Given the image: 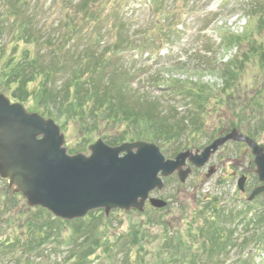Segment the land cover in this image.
<instances>
[{
  "label": "trees",
  "instance_id": "trees-1",
  "mask_svg": "<svg viewBox=\"0 0 264 264\" xmlns=\"http://www.w3.org/2000/svg\"><path fill=\"white\" fill-rule=\"evenodd\" d=\"M32 1L33 8L30 7ZM108 1L79 0L70 8L65 5V14L61 11L64 14L63 25L54 30L47 17L41 23L36 20L39 16L38 0H0V41L9 37V44L23 42L27 46L20 58L15 57L14 65L10 63L0 70V77H4L0 80V91L2 86H6L5 92L9 93L12 101L22 104L34 98L37 91L32 95L30 87L37 81L33 91L38 89L36 98H39V103L36 105L41 107L38 113L59 123L61 129L65 128V122L60 123L63 118L76 122L78 132L82 133L79 139L84 142L91 137L88 128L93 123L98 125L106 121L113 126L119 123L123 126L122 131L124 128L128 131L130 127L144 129V132H137L128 139L126 133L121 139L103 135L107 145L150 142L163 147L166 153L172 149L169 144L176 142L179 139L176 136L186 133L187 128L190 133L199 130L202 115L208 113L204 106L212 101L220 104L217 101L220 97L207 91L206 85L198 81L196 84L192 81L185 84L171 81L170 85L176 89L174 91L182 93L183 104L191 114L177 122L170 119L171 113L167 115L163 110L155 112L144 96L135 99L128 95L125 91L129 90L133 70H126L122 52L125 47L136 44L138 40L135 36L142 33H129L127 25L131 26L130 17L125 19L120 13L104 16V5ZM148 1L155 22L145 30L144 36L150 31L154 39L159 36L166 39L165 42H172L177 35L175 28L181 23L178 9L159 10L158 5L165 0ZM181 1L183 9L189 7L190 0ZM246 7L251 31L245 32L243 40L218 28L221 40L218 47L228 50L243 44L250 49L243 51V57L237 59L235 56L237 60L230 59L221 64V70L215 69L218 65L207 64L212 69L211 73H223L224 88L235 82L234 74L237 75L250 58L256 59L258 51L262 52L260 57L264 61L263 44L255 45L258 37L264 39V0H251ZM145 45L157 46L156 41L148 40L140 42L139 47L146 49ZM208 45L205 42V52H210ZM60 78L61 86L58 87ZM150 83H156L162 89L169 88V80L166 79ZM219 92L220 96L223 95ZM252 97L253 105L262 103L264 86ZM152 102L154 107H160V101L153 99ZM36 109L28 108L30 112ZM232 110L236 111L235 108ZM84 129L90 132L85 133ZM80 150H74V153ZM206 202L204 209L198 211L204 215L203 218L206 217L205 225L189 228L183 237L161 222L160 214L153 211L140 215L145 221L136 223L128 232L109 237L104 231L111 230L112 225L102 211L92 212L85 219L63 222L40 208L28 209L31 213L24 223L29 231L25 239L0 237V251L6 256L11 254L10 261L18 264H30V261L41 257H44L43 264H264V210H257L252 218H247L229 209L225 212L218 207L216 198ZM156 223L160 226L159 232L153 237L151 231ZM240 229L242 232L234 240ZM55 244L58 247L71 246L59 263L51 258L55 251L44 253L43 246ZM229 246L238 249V255L233 259L228 258L226 252ZM149 248L151 252H147ZM17 249L19 252H16Z\"/></svg>",
  "mask_w": 264,
  "mask_h": 264
},
{
  "label": "rangeland",
  "instance_id": "rangeland-1",
  "mask_svg": "<svg viewBox=\"0 0 264 264\" xmlns=\"http://www.w3.org/2000/svg\"><path fill=\"white\" fill-rule=\"evenodd\" d=\"M78 1L38 0L39 16H37L36 20H40L41 23L47 17L53 29H58L63 25L64 6L67 5L70 8L71 4H75ZM175 3L176 0H165L158 5L159 10L164 8L172 10L176 8L178 9V13H180L182 10L180 9L181 5ZM30 7L33 8V1L30 3ZM246 8V0H209L207 6H204L202 0H192L189 3V8L182 10L183 12L190 10L192 12L190 15L193 17L187 19L188 26L186 31H183L181 42L169 46V44H165V39L158 36V39H155L156 47L145 45L146 49H144L141 46L139 47L140 42L145 43L155 37L152 36V32L150 31L145 33V35H149L144 36L145 30L148 27L150 29L152 27L151 23L155 22L154 18H152L149 2L147 0L136 3L131 0H109L104 5V16L111 17L115 13H120L125 19L130 16L132 25H127L129 33L132 35L142 33L135 36L138 40L136 44L129 45L123 49L124 55L122 59L127 63L124 66L126 70H133L129 90L125 91L128 95H131L135 99L144 96L146 98L145 101L155 109V112L163 110V113L167 115L171 113L174 117L171 116L170 119L177 122L191 114H188L187 108L183 104L182 93L174 91L176 89L170 85L171 81L178 80L184 84L189 81L196 84L198 81L199 83H203L202 85H206L207 91L215 92L216 97H220L217 100L220 104L212 101L204 106L209 115L207 116L208 113L202 115V125H200L197 132L190 133V129L187 128L186 133L176 136L179 138L176 142L169 144V147L172 149L166 153H164L163 147H159L166 160H172L176 154L185 152L201 155L202 150L210 146L215 139L225 138L232 130H235L238 135L253 141L259 147L262 146L264 149V101L262 103L256 102V105H253L255 102L252 97L258 94L259 89L261 90L264 86V61L263 59L261 60L262 56L260 57V53L262 52L258 51L256 53V59L250 58L243 65L242 70H238L239 73L237 75L234 74L236 78L235 82L231 85H225L227 86L225 88L223 73L216 71L213 74L211 73L212 69H209L207 65L210 62L212 66H219L215 69L221 70V64L230 59L237 60L238 57L244 55L243 51L246 52L250 49L246 45L243 47V44L238 47L236 46L237 48L234 47L228 50L226 48L221 50L218 47L221 44L220 34L217 31L218 28H222L224 31L227 30L229 33L239 36L243 40L245 39V32L251 31L249 30V23L247 22L249 20L245 13ZM205 22L206 24L204 25ZM204 27L208 28L204 32H201ZM145 37L146 39H144ZM203 40H208L206 43L211 47L210 52L203 50L204 45H201ZM161 42L163 45H161ZM9 43H11L9 37H4L0 41V46L2 47L0 70L10 63L14 65V60L16 61L15 57L20 58V55L27 49V46L23 42L18 45ZM261 44L264 46V39L258 37L255 45ZM158 49H161L159 54L157 53ZM235 56H237V59H235ZM3 79V76L0 77L1 81ZM158 79L169 80V88L162 89L156 83H150ZM61 80L60 78L57 83L58 87L61 86ZM35 83L30 87L32 95L33 92L37 91L38 93V89L33 91L36 86ZM6 89V86H2L0 94H3L13 102L9 97V93L5 92ZM219 91L223 95L220 96ZM37 93H35L32 101L22 103L29 113H38V110L41 109V107L38 108L36 105V103H39V98H36ZM245 96H247V99ZM248 96L251 97V100H249ZM153 99L161 102L160 107H154ZM33 107L37 109L30 112L28 108L33 110ZM232 108H235L236 111L232 110ZM64 122L65 128L61 130L65 136V147L68 149V154L71 155L76 154L74 150L78 149H81L78 153L88 155V146L98 139H101L106 144V141L102 138L103 135L109 138L121 139L124 133H126L125 137L128 139L137 132H144L142 127H130L128 131L124 128L122 131L123 126L119 125V123L113 126V123L107 124L110 122L104 121V123L98 125L93 123L92 127L88 128L92 134L89 140L84 142L83 139H79L82 133L78 132L76 122L63 118L60 123L63 124ZM55 123L60 126L59 123ZM84 131L85 133L90 132L87 129H84ZM190 134H194V136ZM188 166L190 164L187 162L186 167ZM210 168L214 170L212 174H208ZM191 169L192 173L184 183H180L176 174H174L172 177L167 178V180H165L166 178L163 180L164 186L160 191H154L150 195L151 198L163 200L168 204L166 209L160 214L161 222L166 223L174 232H180L182 234L181 237L185 236V232L189 228L193 229L194 226L205 225V220L207 219L206 217L203 218L204 215L198 213V211L200 209L203 210L207 204L205 202L207 201L206 197L217 198L219 202L218 207L223 210L228 208L230 210L234 208L243 210L244 201H246L252 191L264 185V183L261 184L258 181L251 149L245 143L236 140H228L219 147L217 152L210 156L207 166L204 168L194 169V167H191ZM243 175L247 177V182L244 184L245 191L241 194L238 192L237 179L243 177ZM6 188L7 182L0 179V211L7 210L5 215H2L0 212L1 237H19L23 240L29 232L24 223L31 212H29V208L23 197L9 203V196L3 193ZM4 204H6L5 207ZM256 205H264V195L258 198ZM149 208L146 207L147 210ZM111 213L108 220L111 222L112 229L104 231L109 237H112L114 234L128 232L136 223L139 224L145 221L136 211L125 212L118 210ZM249 217H251V213ZM159 227L157 223L153 227L151 231L153 237H155L153 234L159 232ZM241 232L240 229L234 235V240H236V237ZM17 247H20V245H17ZM16 252H19V250L17 249ZM147 252H151V249H147ZM226 252H228V258L231 259L238 255L236 246L227 247ZM10 255L0 257V259H3V261H0V264H18L14 261L11 263V261L8 262L6 260L7 257L10 258ZM0 256L3 255L0 254ZM65 256L53 254L51 258L57 260L56 262L59 263L62 262ZM119 256L122 257L121 254ZM43 261L44 257H41L30 261V264H43ZM151 262L153 261L151 260Z\"/></svg>",
  "mask_w": 264,
  "mask_h": 264
},
{
  "label": "water",
  "instance_id": "water-1",
  "mask_svg": "<svg viewBox=\"0 0 264 264\" xmlns=\"http://www.w3.org/2000/svg\"><path fill=\"white\" fill-rule=\"evenodd\" d=\"M228 140L245 143L254 156L256 174L264 183V149L235 130L215 140L201 155L179 153L166 160L152 143L107 146L102 140L88 147L89 154L70 156L64 135L51 119L28 113L21 104L0 94V178L21 194L30 207H40L62 220L85 217L94 210L143 211L146 201L161 209L166 203L149 197L163 188V179L174 173L184 183L190 174L186 160L203 167ZM245 179L238 181L242 191ZM264 193L254 190L249 200Z\"/></svg>",
  "mask_w": 264,
  "mask_h": 264
},
{
  "label": "flooded vegetation",
  "instance_id": "flooded-vegetation-1",
  "mask_svg": "<svg viewBox=\"0 0 264 264\" xmlns=\"http://www.w3.org/2000/svg\"><path fill=\"white\" fill-rule=\"evenodd\" d=\"M212 172H213V169H212Z\"/></svg>",
  "mask_w": 264,
  "mask_h": 264
}]
</instances>
